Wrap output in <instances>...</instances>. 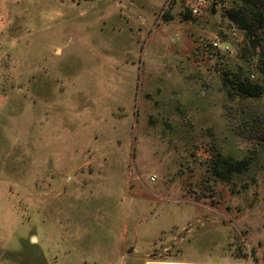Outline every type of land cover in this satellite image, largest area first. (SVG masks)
Instances as JSON below:
<instances>
[{
  "label": "rangeland",
  "instance_id": "1",
  "mask_svg": "<svg viewBox=\"0 0 264 264\" xmlns=\"http://www.w3.org/2000/svg\"><path fill=\"white\" fill-rule=\"evenodd\" d=\"M191 1L0 0V264H264L256 59Z\"/></svg>",
  "mask_w": 264,
  "mask_h": 264
},
{
  "label": "trees",
  "instance_id": "2",
  "mask_svg": "<svg viewBox=\"0 0 264 264\" xmlns=\"http://www.w3.org/2000/svg\"><path fill=\"white\" fill-rule=\"evenodd\" d=\"M223 4L224 17L240 31L243 36L240 49L241 58L253 67L256 77L251 73L225 71L222 80L226 88L235 95L260 100L264 97V0H215ZM212 176L229 180L235 173L248 170L245 161L218 160L211 166Z\"/></svg>",
  "mask_w": 264,
  "mask_h": 264
},
{
  "label": "built area",
  "instance_id": "3",
  "mask_svg": "<svg viewBox=\"0 0 264 264\" xmlns=\"http://www.w3.org/2000/svg\"><path fill=\"white\" fill-rule=\"evenodd\" d=\"M205 5H206V3H205L204 0H194V1H191V2L189 3V8H190L191 13H192L193 15H199V14L202 12V10H203V8L205 7ZM212 45H213L214 47H218V46H219V44H218L217 41H216V42H213ZM227 48H228V47H226V49H227ZM152 180H154V178H153Z\"/></svg>",
  "mask_w": 264,
  "mask_h": 264
}]
</instances>
